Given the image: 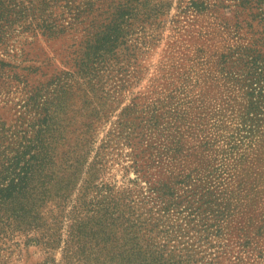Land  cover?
<instances>
[{
  "label": "trees",
  "instance_id": "trees-1",
  "mask_svg": "<svg viewBox=\"0 0 264 264\" xmlns=\"http://www.w3.org/2000/svg\"><path fill=\"white\" fill-rule=\"evenodd\" d=\"M9 3L0 0V39L25 13L6 8ZM165 11L163 6L158 16ZM122 32L117 26L92 32L80 46V57L61 72L65 129L80 142L79 154L64 161L62 176L56 174L50 139L45 142L40 131L0 134V207L10 211L0 220L1 230L23 233L24 244L58 248L56 264H228L227 247L207 249L210 236H219L256 192L243 160L224 177L205 158V105L193 104L189 86L191 67L202 57L204 45L184 52L174 67L156 68L144 87L156 94L154 108L141 106L143 91H137L110 120L121 93H132L131 81L119 72L129 59L115 54ZM218 55L222 68L241 69L250 96L256 94L251 105L263 107V44H235ZM137 111L149 117L142 122L134 115ZM118 146L129 149L126 159L134 174H123L121 184L109 175L111 163L120 156ZM241 234L239 244L247 247L249 237ZM229 264L245 262L235 256ZM254 264H264V253Z\"/></svg>",
  "mask_w": 264,
  "mask_h": 264
},
{
  "label": "rangeland",
  "instance_id": "rangeland-1",
  "mask_svg": "<svg viewBox=\"0 0 264 264\" xmlns=\"http://www.w3.org/2000/svg\"><path fill=\"white\" fill-rule=\"evenodd\" d=\"M163 6L166 11L160 17ZM5 7L31 13L9 24L8 33L0 39V134L27 136L40 131L45 142L50 139L57 176L65 173L64 161L80 149V142L65 129L63 73L80 57V46L92 32L121 28L122 49L115 54L129 59L119 72L128 75L123 76L131 81L132 93H121V103L110 120L137 91H143L141 106L154 108L156 94L145 92L144 87L156 68L174 67L184 52L191 54L195 46L204 45L202 57L191 67L189 86L193 104L205 105V158L209 168L224 177L243 160L256 192L239 206L219 236H210L207 249L227 247L228 264L235 256L254 264L258 254L264 253V236L256 233L264 232V105H251L256 94L250 96L251 87L241 69L222 68L217 58L227 46L248 42L264 46V0H11ZM134 115L142 122L149 117L138 111ZM108 127L109 123L98 130L93 146ZM118 147L115 152L120 156L111 163L109 174L115 184L124 182L123 174L134 177L126 159L129 149ZM3 207L0 220L10 214ZM1 227L2 221L0 264L57 263L58 248L24 244L23 233L4 232ZM240 232L249 237L247 247L239 244Z\"/></svg>",
  "mask_w": 264,
  "mask_h": 264
}]
</instances>
